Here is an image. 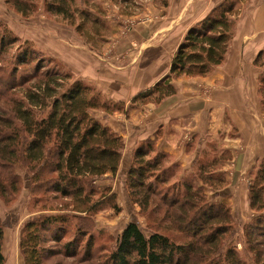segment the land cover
<instances>
[{"label":"trees","instance_id":"obj_1","mask_svg":"<svg viewBox=\"0 0 264 264\" xmlns=\"http://www.w3.org/2000/svg\"><path fill=\"white\" fill-rule=\"evenodd\" d=\"M245 1L223 0L189 28L171 60L168 75L136 95L129 107L159 102L174 94L171 78L206 76L222 64L241 11L240 3ZM19 2L14 0L7 7L23 16L27 8ZM161 5L166 6L167 0H161ZM46 10L63 18L72 15L68 13L66 0H49ZM1 23L0 49L21 38ZM23 45L25 48L18 52L21 65L32 63L27 57H34L38 52L41 55L38 54L39 60L26 75L21 74L18 81L13 80L8 85L0 83V197L5 203L12 201L26 177L32 194L44 187V193L49 191L52 200L57 196H72L80 202L87 201L96 192L93 187L86 191V184L106 175L116 177L124 150L122 137L90 111L110 113L122 111L123 106L107 100L90 82L75 78L31 41L23 39ZM263 53L264 48L254 60L259 70L258 93L262 111L264 75L261 68L264 65L259 59ZM44 58L47 63L52 62L51 69L43 64ZM15 92L21 97H15ZM8 94L10 97L6 98ZM223 159L215 156L199 159L185 172L167 153L157 151L153 141L139 143L131 151L124 172V189L132 202L141 207L142 213L147 212L149 217L145 221L153 229L146 234L139 223L131 219L118 235L113 250L101 262L93 263V258L86 254L77 263L264 264V159L252 168L248 182L252 214L240 226L243 254L235 246L227 245L237 228L230 205L213 201L203 194V187L207 185L214 187L213 190L226 187L223 173L217 171ZM161 184L171 185L162 191L156 187ZM99 190L98 195L103 191L113 193L106 186ZM82 193L87 198L80 199ZM34 198L41 202L43 197L36 195ZM42 204L41 210H56ZM64 222L52 215L37 222L26 221L19 242L24 264H44L51 255L78 256L77 250L70 253L73 249L70 244L65 247V253L61 249L45 248L51 240L59 241V231L54 235L50 227L61 226ZM164 224L171 226L173 235L161 232L168 228ZM48 233L52 237L49 238ZM2 236L0 224V264H5Z\"/></svg>","mask_w":264,"mask_h":264},{"label":"crops","instance_id":"obj_2","mask_svg":"<svg viewBox=\"0 0 264 264\" xmlns=\"http://www.w3.org/2000/svg\"><path fill=\"white\" fill-rule=\"evenodd\" d=\"M222 1L147 4L133 28L127 33L117 30L100 52L31 27L21 31L10 28L18 36L33 40L75 78L96 86L107 100L122 104V111H90L124 141L121 176L131 151L149 140L157 151L167 153L183 168L202 158L223 157L217 170L227 181L222 196L226 194L231 201L243 197L251 215L247 185L252 168L264 159V111L259 103V70L254 64L264 48V0L239 15L222 64L206 76L171 78L174 94L159 102L129 107L136 95L168 75L186 32ZM102 177L110 181L116 178Z\"/></svg>","mask_w":264,"mask_h":264},{"label":"rangeland","instance_id":"obj_3","mask_svg":"<svg viewBox=\"0 0 264 264\" xmlns=\"http://www.w3.org/2000/svg\"><path fill=\"white\" fill-rule=\"evenodd\" d=\"M48 1L20 0L19 3L21 5L24 3L27 8L25 14L21 16L20 13L15 12L13 9L9 10L7 7L14 0H0V22L7 27H16L19 31L31 27L35 31L38 30V33L42 31L55 39H61L72 44L75 43L86 50L92 49L94 52H100L103 51L105 45L109 43V39L113 37L117 30H125L126 24L130 26L131 22L133 26L136 24L134 21L140 19L143 11L147 8V4L161 5V0H66L69 8L68 13L72 15L70 18H63L61 15H52L47 12L46 4ZM259 2L260 0H246L240 3V14L245 9L257 6ZM133 26L128 28L132 29ZM23 39L25 38L22 36L16 43H7L4 48L0 49V83L3 85H8L13 80L18 81L21 74L26 75L30 71L29 68L40 58L39 55L41 54L38 52L39 55L27 57L29 58L28 61H32V63L28 62L27 65L20 64L21 56H18V52L25 48ZM27 40L37 45L33 40ZM33 51L37 50L34 49ZM21 59L24 60V57ZM259 62L264 65V53ZM48 63L45 60L43 64L47 69H51L53 64L52 62ZM261 70L264 75V67ZM15 72V78H13ZM15 93V97H21L18 93ZM5 97H10V95L8 94ZM129 162L130 159L124 165L126 168ZM181 169L186 172L191 170V166L183 168L181 165ZM18 171L20 172L21 170L18 169ZM118 174L111 181L105 177H100L88 182L86 191L93 187L96 194L83 202L72 196H57V199L52 200V194L49 191L44 193V187L32 194L30 193V181L25 177L22 182L24 184L23 187L22 185L20 186L19 191L11 199L12 201L5 203L0 197V224L3 232L1 251L5 258V264H24L23 255L19 249L21 231L26 221L34 220L37 222L47 215L57 216L65 220V222L61 226H58L59 224L54 226V224L50 227L54 235L59 231L57 236L59 241L54 242L51 240L45 248L50 247L51 251L61 249L62 253H65V247L70 244V247L73 248L70 253H74L77 250L78 256L66 258L61 254L51 255L50 259L44 264H78L79 258L86 254L93 258V263L101 262L113 250L118 235L131 219L136 220L141 229L147 234L152 228L145 221L149 216H147V212L145 215L142 213L141 207L133 203L125 191V173L123 176H121L120 172ZM170 182H173V179ZM169 185L171 184H161L156 185V187L163 191ZM103 186H106L107 189L110 188L113 193L103 191L101 195H98V191H101L99 189ZM213 188L210 185L204 186L203 194L207 197L209 196L213 201H224L231 205L234 224L237 225V228L227 245L235 246L243 254L240 226L249 220L251 216L246 211V199L240 196L231 201L226 194L222 196V191L225 188L217 190H213ZM36 195L43 197L41 202H37V198H34ZM83 198H87V196L82 193L80 199ZM42 203L46 205V208L52 207L56 210H41ZM164 225L170 229L167 228L165 231L162 229L161 232L173 235L170 232L171 226L168 224ZM47 236L49 238L52 237L50 233ZM179 239L181 240L183 237Z\"/></svg>","mask_w":264,"mask_h":264},{"label":"built area","instance_id":"obj_4","mask_svg":"<svg viewBox=\"0 0 264 264\" xmlns=\"http://www.w3.org/2000/svg\"><path fill=\"white\" fill-rule=\"evenodd\" d=\"M134 22H136V21H134ZM129 23H130V21H129ZM129 25L133 26V23L131 22V24H129ZM130 26H128V24H126V29L125 30H121L122 31L121 33H127L129 31L128 29H130L128 27H130Z\"/></svg>","mask_w":264,"mask_h":264}]
</instances>
